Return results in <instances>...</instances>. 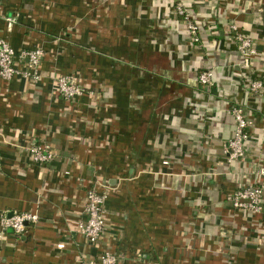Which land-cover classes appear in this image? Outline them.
<instances>
[{
	"label": "crops",
	"instance_id": "obj_1",
	"mask_svg": "<svg viewBox=\"0 0 264 264\" xmlns=\"http://www.w3.org/2000/svg\"><path fill=\"white\" fill-rule=\"evenodd\" d=\"M230 24L256 58L236 51ZM0 38L43 51L37 81L0 80V222L38 217L23 235L0 234V264H83L108 249L117 264H264V211L247 217L229 200L264 167V0H0ZM204 71L211 87L197 81ZM59 76L84 93L58 97ZM232 105L253 122L246 163L224 151ZM31 142L54 161L32 163ZM91 188L107 195L95 247L77 233Z\"/></svg>",
	"mask_w": 264,
	"mask_h": 264
},
{
	"label": "built area",
	"instance_id": "obj_2",
	"mask_svg": "<svg viewBox=\"0 0 264 264\" xmlns=\"http://www.w3.org/2000/svg\"><path fill=\"white\" fill-rule=\"evenodd\" d=\"M175 13L185 25L187 34L192 43H198V32L200 25L192 17L191 13L180 3L175 5ZM10 27L14 20H6ZM229 37L235 45L236 51L246 59H254L258 56L253 39L238 31L235 24L229 25ZM43 57L41 49L21 50L16 52L2 38H0V80L9 81L16 75H21L32 81L39 79V66ZM17 63H24L25 69L19 70ZM197 81L200 85L211 87L213 85V74L211 71L201 72ZM55 93L58 97L67 101L73 100L84 93V88L70 76H59L54 78ZM249 95H258L263 91V83L260 80H253L248 85ZM232 117L234 128L231 139L225 146V154L228 162H247L246 143L250 140V129L253 122L247 117L244 108L239 105H232L227 110ZM30 161L38 165H47L54 161L55 154L48 145L31 142L26 147ZM165 165L167 163H164ZM106 192H98L95 188L87 190L83 208L84 220L77 224V233L89 246H97L102 237L106 223L104 215V203ZM231 208L243 213L247 217L261 214L264 211V167L255 170L250 183L239 187L230 196ZM38 217L29 212L12 213L10 216H3L1 219V233L6 230L12 231L15 235H23L27 227L36 224ZM117 255L110 249L104 250L94 261L83 264H117Z\"/></svg>",
	"mask_w": 264,
	"mask_h": 264
}]
</instances>
